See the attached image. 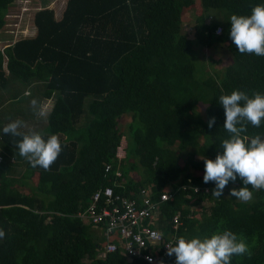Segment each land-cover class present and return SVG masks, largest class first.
Here are the masks:
<instances>
[{
	"label": "trees",
	"instance_id": "obj_1",
	"mask_svg": "<svg viewBox=\"0 0 264 264\" xmlns=\"http://www.w3.org/2000/svg\"><path fill=\"white\" fill-rule=\"evenodd\" d=\"M14 1L0 0V86H9L11 76L45 84L44 98L55 102L33 131L59 134L63 150L47 170L27 159L11 174L14 162L26 158L16 147L22 137L1 130V147L13 160L5 157L0 165V228L6 233L0 264H149V242L142 246L134 238L138 224L117 221L110 232L108 220L79 216L98 192L104 204L109 187L122 213L128 203L141 210L147 191L157 208L156 228L168 239L231 229L249 246L231 264H264V188L247 185L252 199L238 200L224 192L242 187L238 178L215 197L198 159H215L231 135L219 96L264 92V56L238 52L229 35L231 15L250 14L261 0H67L59 17L48 7L37 10L36 35L4 48L2 31ZM186 11L195 20L190 33ZM221 45L231 61L217 67L205 55ZM245 127L246 139L264 135V122Z\"/></svg>",
	"mask_w": 264,
	"mask_h": 264
},
{
	"label": "clouds",
	"instance_id": "obj_2",
	"mask_svg": "<svg viewBox=\"0 0 264 264\" xmlns=\"http://www.w3.org/2000/svg\"><path fill=\"white\" fill-rule=\"evenodd\" d=\"M18 20L19 23V17ZM230 25L229 35L238 52L264 56V0L254 5L250 14H232ZM3 43L5 48V42ZM218 99L225 112L223 127L231 135L221 141L222 152H218L215 159L203 158V180L205 183L214 182L213 196L219 198L230 181L235 182L240 178L243 186L232 188L231 196L248 201L252 199L253 192L247 185L264 188V135L257 134L246 139L242 133L246 131V123L260 126L264 122V92H256L250 96L236 89L230 94L220 95ZM32 103L35 104L36 101L33 100ZM215 123L216 118L213 116L209 119L208 127L212 128ZM23 126V121L13 120L3 126L2 132L22 137L17 141L16 147L32 167L49 169L63 150L59 134L45 136L38 131L23 133L19 131ZM0 157L1 165L5 157L1 154ZM176 216L180 218V214ZM5 235L4 229L0 228V238ZM245 253H249L246 240L231 229L218 230L210 236L181 235L173 244L168 245V255H175L176 264H231L234 255Z\"/></svg>",
	"mask_w": 264,
	"mask_h": 264
},
{
	"label": "rangeland",
	"instance_id": "obj_3",
	"mask_svg": "<svg viewBox=\"0 0 264 264\" xmlns=\"http://www.w3.org/2000/svg\"><path fill=\"white\" fill-rule=\"evenodd\" d=\"M66 4H67V0H15L14 3L11 5L10 14L8 16L10 21L5 26L4 30L6 29L14 30L16 36H18L19 38L32 36L36 32V28L34 27L32 21L34 17L33 15L37 10L48 7L54 9V11H56V15H58L59 13H63ZM214 12H215L214 14L216 16V20H222L223 13L216 10ZM59 16L60 15H58V17ZM18 17L21 18L22 20L20 27L17 26L19 21ZM183 18H184L185 30L186 32L190 33L195 23L192 12L186 11L184 13ZM4 30L2 31V33L4 32ZM10 37L13 38V36ZM208 55H212L214 59L218 61V64L217 63L214 64L217 67L218 65H226L225 63L228 64L231 61V55L229 53L228 46L226 45H221L218 46L217 48L212 47L209 50H207L205 55L206 60L208 58L207 57ZM10 81H11L10 85L7 89L0 88V111H3L7 108V113L9 114L13 113L21 117L27 116L31 119H33L34 116L36 115L37 117H39V119L46 122L53 108L55 98L50 100L44 99L43 94L45 90V84L37 81L31 84H26L25 82H21V80L17 79L14 76H11ZM33 100L36 101L35 104L32 103ZM5 101H9V104H7L8 102L6 104H2L3 102L5 103ZM1 104L2 106L6 105L7 107H1ZM20 105L22 108L19 109ZM4 120L5 118H3L2 114L0 113V125ZM129 121H130V117L127 116L123 118L122 120L123 128H125V126L128 124ZM33 123H35V121H33ZM24 125L27 124L24 123ZM121 150L120 152L122 153L123 148H121ZM5 153L8 155L12 154L8 150H5ZM198 159L203 160L202 157L201 158L198 157ZM26 161L27 158H24L23 160H19V162H14L18 164L14 165L11 168V174H18L19 172L18 168L24 166ZM134 178L139 179V176L136 177L134 175ZM224 192H226L228 195L231 194V191L228 188H226ZM203 206L207 208L209 206V202L203 203L202 207Z\"/></svg>",
	"mask_w": 264,
	"mask_h": 264
},
{
	"label": "built area",
	"instance_id": "obj_4",
	"mask_svg": "<svg viewBox=\"0 0 264 264\" xmlns=\"http://www.w3.org/2000/svg\"><path fill=\"white\" fill-rule=\"evenodd\" d=\"M20 22L18 23V27H20ZM3 34V42H5V46L11 45L15 43L19 37L16 36L14 30L6 29ZM6 34V35H5ZM12 34V35H10ZM16 37H15V36ZM10 36H13L10 37ZM2 162V157H0V163ZM104 195L106 196V200L104 204H99L101 201L102 194L98 192L95 194L94 199L86 212H80V217H90L97 224H100L103 220L109 221V231L111 232L114 228L117 227V221H131L133 224H138L140 226L139 231L135 234L134 238L139 242L142 246H146V241L149 242L147 253L144 255L145 260L149 264H176V259H172L171 256L168 255V245L173 244L177 238V236H172L170 239L166 238L165 234L157 229L158 227V216L155 214L157 208L153 204L152 200L149 197V193L146 191L144 194V207L137 211L134 203L127 204V211L121 212L120 207L117 204L119 200L118 197L114 198L113 189L107 188L105 189ZM163 200L167 199V196L162 197ZM152 215V220L149 222H145ZM175 222V231L178 230L180 225V218L176 216L174 218ZM154 227V228H152ZM125 234L130 235L131 230L129 228H125L123 230ZM114 245L111 244L108 246V250H113ZM161 253V256L159 255ZM152 259L149 260L148 258ZM162 258L161 262H158Z\"/></svg>",
	"mask_w": 264,
	"mask_h": 264
},
{
	"label": "crops",
	"instance_id": "obj_5",
	"mask_svg": "<svg viewBox=\"0 0 264 264\" xmlns=\"http://www.w3.org/2000/svg\"><path fill=\"white\" fill-rule=\"evenodd\" d=\"M61 13H59L58 15H60ZM58 15H57V17H58ZM36 35V32H35V34H33V36H35ZM9 86H7L6 87V89L8 88ZM0 88L2 89V87L0 86ZM4 89V88H3ZM44 99H46V98H44ZM46 100H50V99H46ZM8 102V103H7ZM9 104V101H5V103L3 102L2 104ZM2 104H1V107H7L6 105H3L2 106ZM20 108H22L21 107V105H20V107H19V109ZM0 113L2 114V117L3 118H5V120L1 123V125H0V135H1V130H2V128H3V126L4 125H6L7 123H9L10 121H13V120H17V119H19V120H21V121H23L24 123H26L27 125H24L23 127H21L20 128V130H24V131H26V132H28V133H30L31 131H33V130H35L37 127H35L36 125H34L33 124V121H35V123L37 124V123H39L40 121L39 120H41V119H39V117H37L36 115L34 116V118L33 119H31V118H29V117H27V116H19V115H16V114H13V113H7V108L5 109V110H3V111H0ZM17 113V112H16ZM39 119V120H38ZM8 120H10V121H8ZM8 121V122H7ZM42 121V120H41ZM45 122V121H44ZM40 131H41V133L43 134L44 132H43V130H42V128H40ZM0 154L1 155H3L4 157L6 156V157H8V158H10V159H13V155L12 156H10V155H8V154H6L5 153V150L1 147V144H0Z\"/></svg>",
	"mask_w": 264,
	"mask_h": 264
}]
</instances>
